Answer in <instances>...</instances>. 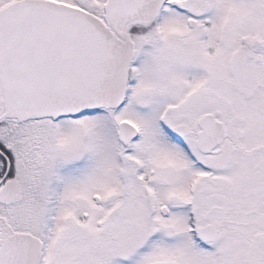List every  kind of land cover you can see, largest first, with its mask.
Masks as SVG:
<instances>
[{
    "label": "snow or ice",
    "instance_id": "1",
    "mask_svg": "<svg viewBox=\"0 0 264 264\" xmlns=\"http://www.w3.org/2000/svg\"><path fill=\"white\" fill-rule=\"evenodd\" d=\"M0 264H264V0H0Z\"/></svg>",
    "mask_w": 264,
    "mask_h": 264
}]
</instances>
